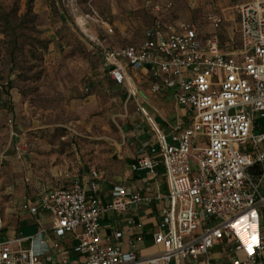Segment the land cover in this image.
Returning <instances> with one entry per match:
<instances>
[{
  "label": "built area",
  "instance_id": "1",
  "mask_svg": "<svg viewBox=\"0 0 264 264\" xmlns=\"http://www.w3.org/2000/svg\"><path fill=\"white\" fill-rule=\"evenodd\" d=\"M238 14L240 36L228 49L217 36L203 40L192 23L156 17L141 44L105 54L110 78L125 86L129 98L136 96L132 78L146 70L150 93L173 91L192 123L185 128L176 121L167 134L139 107L160 158H140L131 170L155 176L162 164L169 190V206L161 212L164 232L154 235L164 251L155 258L123 253L121 233L114 235L115 243L100 237L104 215L125 212L140 199L118 186L113 199L103 203L97 171L87 189L73 176L69 188L42 193L38 205L29 208L31 214L47 211L58 236L75 234L74 251L85 257V264H215L210 257L215 247H221L230 264H264V134L253 133L256 114L264 118V0L241 5ZM219 22L212 21L214 28ZM19 242H0V264L51 261L32 248L18 247Z\"/></svg>",
  "mask_w": 264,
  "mask_h": 264
},
{
  "label": "rangeland",
  "instance_id": "2",
  "mask_svg": "<svg viewBox=\"0 0 264 264\" xmlns=\"http://www.w3.org/2000/svg\"><path fill=\"white\" fill-rule=\"evenodd\" d=\"M250 1L0 0V193L12 179L29 193L69 188L67 175L103 172L112 161L150 84L137 73L136 96L125 100L107 72L108 50L141 44L156 17L192 23L228 49L240 36L238 9ZM256 118L253 133L264 134Z\"/></svg>",
  "mask_w": 264,
  "mask_h": 264
},
{
  "label": "crops",
  "instance_id": "3",
  "mask_svg": "<svg viewBox=\"0 0 264 264\" xmlns=\"http://www.w3.org/2000/svg\"><path fill=\"white\" fill-rule=\"evenodd\" d=\"M138 73L141 79L148 80L150 84V76L146 70ZM134 76L138 80L137 74ZM147 92L148 103L143 108L167 134L176 121H180L185 128L190 127L192 116L185 108L176 104L173 91L164 90L155 96L150 93V89ZM124 93L126 100L127 91ZM141 97L144 100V96ZM131 118L122 138L114 145L112 161L103 172L98 171L99 197L103 203H109L113 199L114 188L121 186L127 190L129 196H138L140 201L129 204L125 212L110 211L104 215L100 221L99 234L105 242L115 243L114 235L121 233L120 250L123 253L132 252L139 259L148 260L164 251L162 245L154 243V235L164 232L161 212L169 206V190L162 164L157 167L155 176L148 171L131 170V166L140 158H160L156 137L146 123L145 116L134 113ZM93 171H96L95 168L84 167L78 172H72L67 175L70 178L69 184L73 176H78L87 189ZM25 181L29 182V178L25 177ZM29 190L23 179H12L0 193V242L21 241L17 244L18 247L32 248L41 258L51 259L45 264H85V257L74 251L78 244L75 234L58 236L51 229L52 219L47 211L30 213L29 208L38 205L41 194L45 192L29 193ZM210 257L215 264H230L221 247H215ZM169 264L190 263L173 260Z\"/></svg>",
  "mask_w": 264,
  "mask_h": 264
},
{
  "label": "trees",
  "instance_id": "4",
  "mask_svg": "<svg viewBox=\"0 0 264 264\" xmlns=\"http://www.w3.org/2000/svg\"><path fill=\"white\" fill-rule=\"evenodd\" d=\"M31 12H32V7L29 6L28 13H31ZM111 51H113V49L108 50L105 54H107V53H109V52H111ZM107 72H108V68H107ZM108 74H109V73H108ZM109 76H110V75H109ZM111 82L115 83L112 79H111ZM113 83H112V84H113ZM115 84H116V83H115ZM121 95H122L124 98H126V93L121 92Z\"/></svg>",
  "mask_w": 264,
  "mask_h": 264
}]
</instances>
